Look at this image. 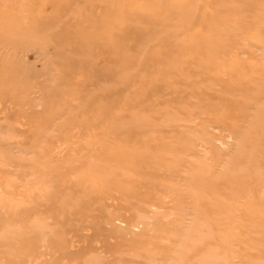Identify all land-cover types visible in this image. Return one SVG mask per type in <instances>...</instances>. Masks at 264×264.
Instances as JSON below:
<instances>
[{
    "label": "rangeland",
    "instance_id": "1",
    "mask_svg": "<svg viewBox=\"0 0 264 264\" xmlns=\"http://www.w3.org/2000/svg\"><path fill=\"white\" fill-rule=\"evenodd\" d=\"M0 264H264V0H0Z\"/></svg>",
    "mask_w": 264,
    "mask_h": 264
},
{
    "label": "bare ground",
    "instance_id": "2",
    "mask_svg": "<svg viewBox=\"0 0 264 264\" xmlns=\"http://www.w3.org/2000/svg\"><path fill=\"white\" fill-rule=\"evenodd\" d=\"M205 143V142H204ZM7 149V148H6ZM18 179V178H17ZM39 185V184H38Z\"/></svg>",
    "mask_w": 264,
    "mask_h": 264
}]
</instances>
